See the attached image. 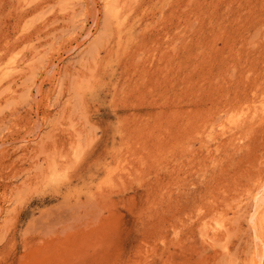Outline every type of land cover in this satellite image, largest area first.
<instances>
[{
    "label": "rangeland",
    "instance_id": "obj_1",
    "mask_svg": "<svg viewBox=\"0 0 264 264\" xmlns=\"http://www.w3.org/2000/svg\"><path fill=\"white\" fill-rule=\"evenodd\" d=\"M9 64L0 264H264V0H0Z\"/></svg>",
    "mask_w": 264,
    "mask_h": 264
},
{
    "label": "bare ground",
    "instance_id": "obj_2",
    "mask_svg": "<svg viewBox=\"0 0 264 264\" xmlns=\"http://www.w3.org/2000/svg\"><path fill=\"white\" fill-rule=\"evenodd\" d=\"M115 2V1H114ZM118 6L117 4H113L111 5L110 9H108L110 11V14L112 15V17L116 20L117 19V22L119 21L118 17L119 15H117V11H118ZM108 13V12H107ZM106 13V14H107ZM128 13V12H127ZM109 15V14H108ZM110 15V16H111ZM117 15V16H116ZM121 19V18H120ZM121 21V20H120ZM116 22V23H117ZM114 23V22H113ZM119 43V42H118ZM117 45V44H116ZM16 67L15 66H11L10 64L9 65H5V66H2L0 65V77L1 79H6L10 76V74L12 73L13 70H15ZM238 117V116H237ZM75 149V148H74Z\"/></svg>",
    "mask_w": 264,
    "mask_h": 264
}]
</instances>
